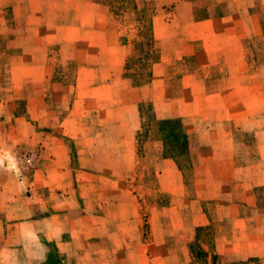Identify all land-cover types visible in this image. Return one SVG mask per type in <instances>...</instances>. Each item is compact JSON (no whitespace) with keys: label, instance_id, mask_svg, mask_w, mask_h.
<instances>
[{"label":"rangeland","instance_id":"obj_1","mask_svg":"<svg viewBox=\"0 0 264 264\" xmlns=\"http://www.w3.org/2000/svg\"><path fill=\"white\" fill-rule=\"evenodd\" d=\"M8 1L2 0L0 11V219L10 223L33 211L38 218L58 210L63 239L74 235L77 242L62 252L70 246H57L56 232H40L48 263H238L229 245L213 252L214 241L223 235L219 227L230 223L234 208L216 195L225 182L210 181L214 172L208 168L196 170L193 138L191 155L174 159L177 171L163 161L170 151L158 123L175 118L168 113L178 102L170 98L179 94L167 72L160 81L151 77L160 44L166 43L152 36L158 0H97L98 10L109 18L107 36L90 37L87 25L104 20L84 15V32L69 45L59 37L50 44L48 36H34L36 29L12 19ZM200 15V10L194 12V17ZM33 47L39 50L32 52ZM27 65L35 66L24 69ZM142 81L146 83L137 84ZM230 127L237 152L248 143L253 153L255 129L243 132L238 122ZM52 143L62 144L63 155L54 156ZM56 163L64 175L60 189L50 192L32 184L36 170L49 165L57 172ZM195 178L197 188L192 185ZM2 189L13 194L12 214L2 201ZM36 191L42 199L34 210L26 209ZM198 192L209 203L202 208L210 223L193 230L177 228L180 216L185 222L184 216L188 220L192 215L179 209L186 204L196 208L191 201L199 199ZM260 199L263 204L264 197ZM44 227L42 222L35 229ZM11 254L16 260L11 264H41L21 251Z\"/></svg>","mask_w":264,"mask_h":264},{"label":"crops","instance_id":"obj_2","mask_svg":"<svg viewBox=\"0 0 264 264\" xmlns=\"http://www.w3.org/2000/svg\"><path fill=\"white\" fill-rule=\"evenodd\" d=\"M196 2L158 0V12L152 18V36L156 42L166 43L160 44V56L152 66V81H160L167 72V78L173 81L179 94L170 98L178 103L172 104L174 108L170 107L168 117L180 118L184 131L195 141L196 151L190 155L197 160L196 170L208 168L214 172L210 181L225 182V188H218L216 195L224 198L234 212L230 223L219 227L223 235H218L214 241L213 252L221 253L229 245L238 260L236 264H264V202L261 204L260 199L264 197V0H201L200 5L195 6ZM7 3L13 20L24 22L28 30L36 29L34 36H48L50 44L56 43L53 38L57 37L66 45L72 43L84 32L87 25L82 19L84 15L87 20H104L102 25H87L86 33L90 37L107 36L108 15L98 10L97 0H9ZM1 7L2 0L0 11ZM198 10L202 15L194 17ZM49 21L54 23L49 24ZM45 22L49 26L41 27ZM38 50L33 47L32 52ZM34 66L27 65L24 69ZM254 118H259V122L253 125ZM232 122L240 123L243 132L255 129L253 153L248 143L241 144L244 151L237 152L238 143L232 138L230 127ZM52 145L51 149H56L54 156L63 155L62 144ZM206 156H217V159L210 160ZM163 161L170 171L178 170L173 158L165 157ZM42 167L35 171L32 184L48 187L50 192L60 189L64 175L58 170L59 164L54 166L57 172H52L49 165ZM198 182L195 178L192 185L197 188ZM2 190V201L8 202V214H12L11 209L16 207L13 194ZM200 195L196 194L199 199L191 201L196 208H188L187 204L185 208H178L192 215L188 220L185 215V222L180 216L177 228L193 230L210 223L208 213L202 208L209 203ZM41 197L36 191L30 200L32 205L26 209L37 208ZM59 214L54 209L47 217L36 218L33 211L22 215V220L9 219L10 223L1 218L0 260L14 263L16 260L11 253L21 251L22 255L41 264H60L46 262L49 252L39 240L42 231L48 235L56 232V245L70 246L61 248L62 252L70 251L71 245L76 244L74 235L63 239L64 230L58 229ZM42 222L46 228L35 229ZM31 237L36 240L29 239Z\"/></svg>","mask_w":264,"mask_h":264},{"label":"trees","instance_id":"obj_3","mask_svg":"<svg viewBox=\"0 0 264 264\" xmlns=\"http://www.w3.org/2000/svg\"><path fill=\"white\" fill-rule=\"evenodd\" d=\"M142 81L137 84H145ZM159 126L164 129V145L169 149V157L177 159V156L191 154L190 136L184 131L182 123L177 118H166L159 121Z\"/></svg>","mask_w":264,"mask_h":264},{"label":"bare ground","instance_id":"obj_4","mask_svg":"<svg viewBox=\"0 0 264 264\" xmlns=\"http://www.w3.org/2000/svg\"><path fill=\"white\" fill-rule=\"evenodd\" d=\"M8 163L11 165L12 164V161L11 159H7Z\"/></svg>","mask_w":264,"mask_h":264}]
</instances>
